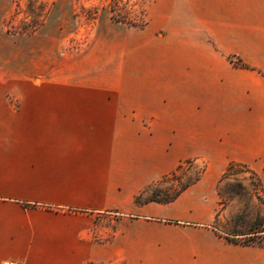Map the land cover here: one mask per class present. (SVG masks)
Returning <instances> with one entry per match:
<instances>
[{
	"label": "crops",
	"instance_id": "0c3cea01",
	"mask_svg": "<svg viewBox=\"0 0 264 264\" xmlns=\"http://www.w3.org/2000/svg\"><path fill=\"white\" fill-rule=\"evenodd\" d=\"M148 16L163 33L139 32L135 78L113 91L0 79V264H264V246L212 228L228 165L264 173V0H151ZM188 161L205 169L174 201L135 203ZM103 213L115 231L96 243Z\"/></svg>",
	"mask_w": 264,
	"mask_h": 264
},
{
	"label": "rangeland",
	"instance_id": "374dc122",
	"mask_svg": "<svg viewBox=\"0 0 264 264\" xmlns=\"http://www.w3.org/2000/svg\"><path fill=\"white\" fill-rule=\"evenodd\" d=\"M150 3L151 0H0V79L14 85L4 89L36 94L115 90L125 79L135 78L138 48L150 37L139 32L149 25L150 32L163 33L159 22L149 24ZM204 169L202 161L184 163L176 177L151 187L146 197H172L181 187L195 183ZM217 191V226L226 232H257L239 240L264 246V173L238 169L220 181ZM115 216L97 214L90 240H110ZM127 218L168 224L140 216ZM136 230H143L146 239L167 238L169 234L167 227L146 224L138 225ZM89 263L94 262L82 264Z\"/></svg>",
	"mask_w": 264,
	"mask_h": 264
},
{
	"label": "trees",
	"instance_id": "16d2710c",
	"mask_svg": "<svg viewBox=\"0 0 264 264\" xmlns=\"http://www.w3.org/2000/svg\"><path fill=\"white\" fill-rule=\"evenodd\" d=\"M185 163H192V161H188V162H185ZM184 164V163H183ZM183 164L179 165L177 167V169L170 173V174H167V175H164L162 177L161 180L157 181V182H154L152 184H150L149 186H147L139 195L136 196L135 198V203L138 204V205H141V204H145V203H150V202H157V203H170L172 201H174L179 195L181 192H183L187 187H181L177 193L172 196V197H169L167 199H164V200H159L155 197H146V195L148 194L149 190L151 187L155 186V185H158L160 184L161 182H164V181H167L171 178H174L177 176L178 174V171L182 169L183 167ZM244 170V171H248L250 170V168H248L247 166L245 165H241V164H236V163H230L228 165V167L226 168L221 180L226 176L228 175L229 173L231 172H234L236 170ZM220 180V181H221ZM146 197V198H145ZM218 217H219V214L217 213L216 214V217H215V220L212 224V228L220 235V236H223L226 238V240H228L230 243H233V244H237V245H256L254 242L252 241H247V240H239L241 237L243 238H248L250 237L251 234H257V232H249V233H242L240 231H236L234 230L233 232H226L224 230H222L219 226H217V220H218ZM89 264H94V263H89Z\"/></svg>",
	"mask_w": 264,
	"mask_h": 264
}]
</instances>
